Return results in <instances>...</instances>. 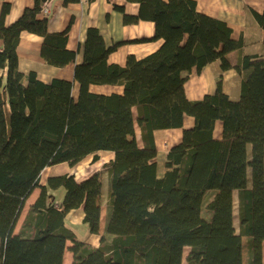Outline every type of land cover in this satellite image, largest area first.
Here are the masks:
<instances>
[{
  "label": "trees",
  "instance_id": "trees-1",
  "mask_svg": "<svg viewBox=\"0 0 264 264\" xmlns=\"http://www.w3.org/2000/svg\"><path fill=\"white\" fill-rule=\"evenodd\" d=\"M54 1L34 0L12 23L10 2L0 12V264H64L67 249L73 264H184L186 248V264H263L264 53L245 54L244 40L225 21L200 12L196 0H127L139 10L132 15L117 6L124 22H153L151 39L161 45L143 57L130 54L123 66L109 59L121 43L108 46L90 26L74 69L75 98L74 81L45 82L19 67L23 31L43 38L47 64L76 62L78 49L68 47L71 24L49 30ZM253 12L264 30V8ZM234 51L239 57L232 64ZM218 60L215 92L190 99L189 74ZM232 68L241 77L237 100L223 89V72ZM92 85H119L122 92L97 93ZM186 115L195 124L169 149L160 176L155 131L183 128ZM99 151L114 152L106 165L103 231L100 173L83 180L54 175L40 184L46 167L75 166L92 154L97 161ZM81 207L89 231L100 236L97 247L67 226L68 213Z\"/></svg>",
  "mask_w": 264,
  "mask_h": 264
},
{
  "label": "crops",
  "instance_id": "crops-1",
  "mask_svg": "<svg viewBox=\"0 0 264 264\" xmlns=\"http://www.w3.org/2000/svg\"><path fill=\"white\" fill-rule=\"evenodd\" d=\"M4 1L11 3V11L7 16V23L14 22L21 16L24 9L34 5V0H0V12ZM55 0L49 18V30L52 32L62 31L70 25L68 47L78 49L76 62H72L65 67H56L45 62L40 54L43 38L37 34L23 31L18 47L19 67L22 71L28 72L35 70L38 77L50 82L53 78H64L74 81L73 95L78 97L79 84L75 81L74 69L76 64L83 60L84 43L86 40L87 29L90 26H96L104 37L108 46L114 43L121 45L110 54V61L125 65L130 54L137 57H143L157 49L162 40H153L155 35V25L150 21L139 20L131 24L124 22V13L117 8L123 6L126 13L137 15L139 6L136 3L127 0H81L68 5L58 4ZM200 12L212 15L225 21L231 28L234 38H242L245 46V54H262L264 53V30L258 23L253 9L262 10L264 0H196ZM141 39H150L140 42ZM0 39V48L2 47ZM239 57L238 51L231 52L229 58L232 64L237 63ZM220 72V61H214L205 66L201 72L195 69L189 74V79L185 84L186 94L192 100L202 99L206 94L213 93L217 86V75ZM223 89L233 99L237 100L241 93V77L232 68L223 72ZM91 90L97 93L111 94L113 92H122L119 85H92ZM195 124L192 116L186 115L183 128L161 129L155 131V140L158 150L156 158L158 164V174L164 175L166 172V156L169 149L177 142L179 135L175 129L181 131L184 128H191ZM223 130L221 121L216 122L215 136L220 137ZM99 159L93 160V154L87 156L84 160L75 166L67 162L48 166L44 169L40 184H45L50 176L61 174H75L78 180H83L89 176L100 173L102 175V214L101 230L106 226L107 219V193L109 187L107 164L114 159V152L99 151ZM44 178V182L42 179ZM40 187L27 200L26 206L18 220L15 232H18L27 212L40 194ZM63 193L62 189L57 191ZM34 195V197H33ZM32 197V198H31ZM29 201V202H28ZM84 209L78 208L70 211L66 217L67 226L73 228L75 225L84 224ZM75 231V230H74ZM86 239V240H85ZM88 244L93 246L100 245V236L92 234L85 237ZM71 242L68 243V247ZM74 255L67 249L64 254V264H73ZM263 264H264V243H263Z\"/></svg>",
  "mask_w": 264,
  "mask_h": 264
},
{
  "label": "rangeland",
  "instance_id": "rangeland-1",
  "mask_svg": "<svg viewBox=\"0 0 264 264\" xmlns=\"http://www.w3.org/2000/svg\"><path fill=\"white\" fill-rule=\"evenodd\" d=\"M221 73V70L219 72V74ZM218 76V75H217ZM177 131V134L179 135L178 137V141L174 143V145L178 144L181 140H182V137H183V131H182V135H181V131L178 130V129H175ZM139 135V134H138ZM173 145V146H174ZM42 182H44V178L42 179ZM47 182V181H46ZM43 185V184H42ZM34 197V195H33ZM32 198V197H31ZM30 199V198H29ZM29 202V201H28ZM236 226H238V223L236 222ZM75 232L78 234V237L80 239H84L85 237H87L89 235V228L87 226V224H82V225H75L73 226ZM86 240V239H85ZM244 243H245V239H243ZM246 244L244 245V249H243V254H244V260L246 261V257H247V251H246ZM186 255H187V248L185 249V253H184V264H186V261H185V258H186Z\"/></svg>",
  "mask_w": 264,
  "mask_h": 264
},
{
  "label": "water",
  "instance_id": "water-1",
  "mask_svg": "<svg viewBox=\"0 0 264 264\" xmlns=\"http://www.w3.org/2000/svg\"><path fill=\"white\" fill-rule=\"evenodd\" d=\"M44 2H47V1H49V0H43ZM63 3V0H60V1H57L56 2V5H58V4H62Z\"/></svg>",
  "mask_w": 264,
  "mask_h": 264
},
{
  "label": "built area",
  "instance_id": "built-area-1",
  "mask_svg": "<svg viewBox=\"0 0 264 264\" xmlns=\"http://www.w3.org/2000/svg\"><path fill=\"white\" fill-rule=\"evenodd\" d=\"M47 11H48V9L46 8V9H45V12H47Z\"/></svg>",
  "mask_w": 264,
  "mask_h": 264
}]
</instances>
